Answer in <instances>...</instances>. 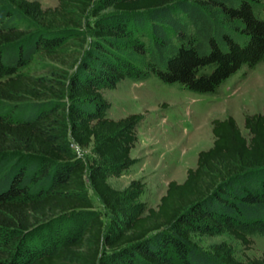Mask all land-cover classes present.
Listing matches in <instances>:
<instances>
[{"label":"trees","instance_id":"1","mask_svg":"<svg viewBox=\"0 0 264 264\" xmlns=\"http://www.w3.org/2000/svg\"><path fill=\"white\" fill-rule=\"evenodd\" d=\"M88 15L86 46L64 53ZM37 50L67 67L22 72ZM260 61L264 0H0V264H264V251L237 259L189 240L225 228L248 248L247 234H264V103L243 114L246 136L232 115L211 118V144L183 179L133 215L106 177L130 163L142 114L104 115L100 92L149 76L214 92Z\"/></svg>","mask_w":264,"mask_h":264},{"label":"rangeland","instance_id":"2","mask_svg":"<svg viewBox=\"0 0 264 264\" xmlns=\"http://www.w3.org/2000/svg\"><path fill=\"white\" fill-rule=\"evenodd\" d=\"M41 6H52L56 0H38ZM90 15L82 20L78 37L68 38L64 53L78 54L87 44V22ZM50 67H67L57 53L46 54L37 50L20 70L27 74H43ZM106 100L103 114L117 118L129 112H139L142 117L136 124L137 139L130 148V163L117 173L108 174L109 184L124 191L128 210L141 214L146 207L154 206L163 193L167 180H181L188 166H193L199 149L211 144L210 119L232 115L243 135V114L261 111L264 103V61L253 67L241 66L214 92H195L177 82H163L154 76L141 80L120 79L112 87H101ZM73 149L85 160L94 157L91 147ZM136 179L139 188H128L130 180ZM87 194L91 207L100 214L103 222L107 214L85 177ZM66 221L60 220L64 226ZM252 243L244 248L240 241L225 228L214 233L192 231L189 240L207 253H216L217 245L230 247L237 259L258 256L264 251V234H247Z\"/></svg>","mask_w":264,"mask_h":264},{"label":"crops","instance_id":"3","mask_svg":"<svg viewBox=\"0 0 264 264\" xmlns=\"http://www.w3.org/2000/svg\"><path fill=\"white\" fill-rule=\"evenodd\" d=\"M184 175H185V174H184ZM183 177H184V176H183ZM182 179H183V178H182ZM182 179H181V180H182ZM181 180H178V181H181Z\"/></svg>","mask_w":264,"mask_h":264}]
</instances>
